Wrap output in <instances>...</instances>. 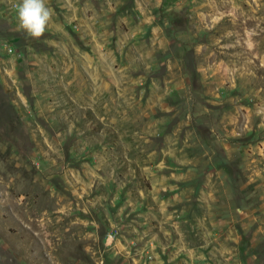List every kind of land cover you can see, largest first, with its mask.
Segmentation results:
<instances>
[{"label":"rangeland","instance_id":"obj_1","mask_svg":"<svg viewBox=\"0 0 264 264\" xmlns=\"http://www.w3.org/2000/svg\"><path fill=\"white\" fill-rule=\"evenodd\" d=\"M0 0V264H264V0Z\"/></svg>","mask_w":264,"mask_h":264},{"label":"clouds","instance_id":"obj_2","mask_svg":"<svg viewBox=\"0 0 264 264\" xmlns=\"http://www.w3.org/2000/svg\"><path fill=\"white\" fill-rule=\"evenodd\" d=\"M16 13L20 29L34 38L44 36L54 15L47 0H21Z\"/></svg>","mask_w":264,"mask_h":264}]
</instances>
